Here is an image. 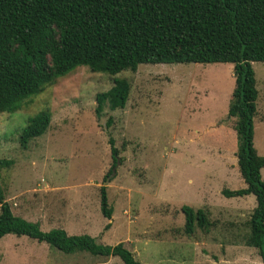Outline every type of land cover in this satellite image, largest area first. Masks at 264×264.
<instances>
[{
  "label": "rangeland",
  "instance_id": "rangeland-1",
  "mask_svg": "<svg viewBox=\"0 0 264 264\" xmlns=\"http://www.w3.org/2000/svg\"><path fill=\"white\" fill-rule=\"evenodd\" d=\"M253 68L259 91L254 143L264 156V63ZM116 79L131 83L127 106L106 109L99 117L97 95ZM234 89L230 63L144 64L136 73L117 76L79 67L19 112L0 114V159L13 162L1 171L0 188L15 215L39 223L43 232L63 229L105 246L124 243L142 264H191L196 253L200 264H262L258 250L245 243L256 197L222 194L246 188L235 119L229 117ZM43 111L52 114L47 133L23 147L28 119ZM110 139L121 166L105 184L114 164ZM102 187L111 220L101 211ZM184 206L207 212L213 224L209 233H185ZM0 264L124 262L87 252L66 254L8 235L0 240Z\"/></svg>",
  "mask_w": 264,
  "mask_h": 264
},
{
  "label": "trees",
  "instance_id": "trees-1",
  "mask_svg": "<svg viewBox=\"0 0 264 264\" xmlns=\"http://www.w3.org/2000/svg\"><path fill=\"white\" fill-rule=\"evenodd\" d=\"M192 63L234 65L229 117L235 119L238 167L246 188L222 194L228 199L256 197L245 243L258 250L264 264V156L254 143L259 91L253 68V63H264V0H0V114L19 112L79 67L117 76L136 73L144 64ZM130 92L128 80L116 79L109 91L97 95V116L106 109H125ZM51 122L50 111L29 118L21 145L45 135ZM112 124L110 118L108 126ZM109 143L114 169L119 150L114 139ZM12 165L0 159V173ZM0 205V240L25 236L66 254L87 252L142 264L124 243L105 246L63 229L43 232L39 223L15 215L1 188ZM101 211L112 219L106 187L101 188ZM182 211L187 235L197 229L209 233L213 224L205 210L184 206Z\"/></svg>",
  "mask_w": 264,
  "mask_h": 264
},
{
  "label": "crops",
  "instance_id": "crops-1",
  "mask_svg": "<svg viewBox=\"0 0 264 264\" xmlns=\"http://www.w3.org/2000/svg\"><path fill=\"white\" fill-rule=\"evenodd\" d=\"M246 197H248V196H246ZM193 238H195L196 239V237L194 236ZM197 240V239H196ZM195 245L197 246L198 245V242H196L195 243ZM199 254H195V256H193L192 257V259H191V264H200V260H199ZM167 260H170V262H176V261H174V260H172V259H167ZM224 261V260H223ZM162 261L161 260H159V262L158 263H161ZM202 262V261H201Z\"/></svg>",
  "mask_w": 264,
  "mask_h": 264
},
{
  "label": "water",
  "instance_id": "water-1",
  "mask_svg": "<svg viewBox=\"0 0 264 264\" xmlns=\"http://www.w3.org/2000/svg\"><path fill=\"white\" fill-rule=\"evenodd\" d=\"M115 159H116V162H117L116 167L113 169L112 174L107 178L105 184H108L111 181V178L114 177V176H116V174H117L116 169L119 166H121V160H120V158L118 156H115Z\"/></svg>",
  "mask_w": 264,
  "mask_h": 264
}]
</instances>
